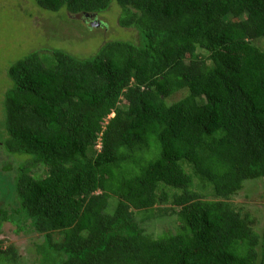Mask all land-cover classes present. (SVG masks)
<instances>
[{
    "label": "trees",
    "instance_id": "1",
    "mask_svg": "<svg viewBox=\"0 0 264 264\" xmlns=\"http://www.w3.org/2000/svg\"><path fill=\"white\" fill-rule=\"evenodd\" d=\"M38 2L86 24L116 2L138 41L10 66L0 238L28 226L40 264H258L260 234L231 200L264 181V0ZM174 214V233L142 226ZM1 244L0 264H22Z\"/></svg>",
    "mask_w": 264,
    "mask_h": 264
},
{
    "label": "rangeland",
    "instance_id": "2",
    "mask_svg": "<svg viewBox=\"0 0 264 264\" xmlns=\"http://www.w3.org/2000/svg\"><path fill=\"white\" fill-rule=\"evenodd\" d=\"M38 1L0 0V115L4 111L6 91L12 86L8 70L29 54L36 52L48 58L52 56V51L57 49L84 59L94 56L105 42L138 41L135 31L119 26L122 10L116 2L99 15L97 23L91 21L93 24H86L82 18L71 17L65 9L59 12L44 10L39 7ZM259 40H261L259 46L264 50V40ZM184 96L186 93L180 92L169 103L178 102ZM200 103L203 104L204 100L201 99ZM2 122L0 118V136L4 134ZM101 147L99 141L97 150L100 151ZM45 172L40 165L31 169L33 175L41 177L46 175ZM231 202L243 216L249 215L252 218V227L261 237L258 264H264V181L246 182L243 190ZM166 208L172 207L169 205ZM168 217L169 219H161L155 216L142 226L147 234L154 237L166 232L174 233L179 226L178 218L176 214ZM0 239L3 249L10 246L18 249L22 264H40L36 247L43 239L28 226L24 232L17 234L15 226L5 224Z\"/></svg>",
    "mask_w": 264,
    "mask_h": 264
}]
</instances>
